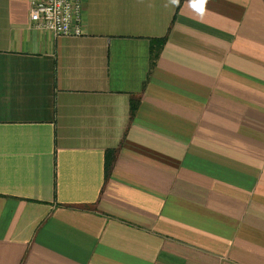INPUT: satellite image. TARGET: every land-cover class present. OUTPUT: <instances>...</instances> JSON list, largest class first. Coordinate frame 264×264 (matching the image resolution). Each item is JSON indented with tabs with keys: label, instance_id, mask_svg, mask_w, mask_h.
Returning a JSON list of instances; mask_svg holds the SVG:
<instances>
[{
	"label": "crops",
	"instance_id": "0c3cea01",
	"mask_svg": "<svg viewBox=\"0 0 264 264\" xmlns=\"http://www.w3.org/2000/svg\"><path fill=\"white\" fill-rule=\"evenodd\" d=\"M81 28L0 0V264H264V0H81Z\"/></svg>",
	"mask_w": 264,
	"mask_h": 264
},
{
	"label": "built area",
	"instance_id": "2783aa9c",
	"mask_svg": "<svg viewBox=\"0 0 264 264\" xmlns=\"http://www.w3.org/2000/svg\"><path fill=\"white\" fill-rule=\"evenodd\" d=\"M29 17L37 28L57 36H80L81 0H28Z\"/></svg>",
	"mask_w": 264,
	"mask_h": 264
},
{
	"label": "trees",
	"instance_id": "16d2710c",
	"mask_svg": "<svg viewBox=\"0 0 264 264\" xmlns=\"http://www.w3.org/2000/svg\"><path fill=\"white\" fill-rule=\"evenodd\" d=\"M164 41H165V38L164 37H162V38L159 39L160 44H163ZM159 51H160V47H158V49H156L155 51H154L153 47H151V54H152L151 58L153 59V62L157 58V56L159 54Z\"/></svg>",
	"mask_w": 264,
	"mask_h": 264
}]
</instances>
